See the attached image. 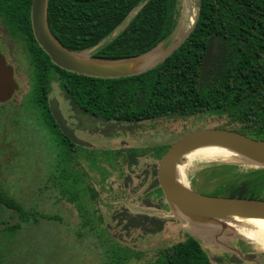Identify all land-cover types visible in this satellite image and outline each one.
I'll use <instances>...</instances> for the list:
<instances>
[{
    "label": "rangeland",
    "instance_id": "374dc122",
    "mask_svg": "<svg viewBox=\"0 0 264 264\" xmlns=\"http://www.w3.org/2000/svg\"><path fill=\"white\" fill-rule=\"evenodd\" d=\"M198 3L178 0L174 30L154 50L158 58L152 66L188 36ZM18 86L12 101L0 107V188L25 210L57 220L39 219L38 223L23 225L9 241L0 232V264H149L161 251L187 237L199 241L212 264H244V259L264 264V246L247 236L227 230L217 237L219 230L196 227L175 217L153 187L156 160L152 152L131 167L122 156L111 161L104 154L106 150L170 145L203 128L230 129L225 118L202 113L186 120L162 118L128 130H108L106 138L96 135L93 142L95 163L81 152L70 162L30 108L31 82L22 78ZM53 96H59L57 90ZM245 170L246 166L227 159L199 158L188 163L183 172L194 191L215 196L223 190L220 195L229 197L227 191L238 184ZM143 217L162 220L163 231L145 235L137 226ZM129 218H133L131 224ZM17 221L11 211L0 209V230Z\"/></svg>",
    "mask_w": 264,
    "mask_h": 264
},
{
    "label": "trees",
    "instance_id": "16d2710c",
    "mask_svg": "<svg viewBox=\"0 0 264 264\" xmlns=\"http://www.w3.org/2000/svg\"><path fill=\"white\" fill-rule=\"evenodd\" d=\"M30 5L31 0H0V16L14 33H22L33 42ZM178 6V0H49L47 23L67 50H94V59L117 61L144 54L165 41L177 22ZM215 37L222 48L219 65L212 66L200 79L203 57ZM51 67L53 72L36 68L33 103L56 145L63 146L67 161L72 162L74 156L67 146L70 142L60 140L65 138L46 103L50 75L58 76L61 89L75 103L83 107L91 103L90 111L109 121L124 123L166 116L188 119L208 113L225 118L230 130L264 141V0H199L197 20L185 41L156 67L138 76L92 79ZM141 94L144 96L139 104ZM164 149L156 148V156ZM136 154L135 150L128 151L130 157ZM120 155L115 152L106 156L115 159ZM238 178V184L227 191L229 197L264 201V169L246 168ZM153 187L162 195L156 183ZM222 193L219 190L215 196ZM0 209L11 211L18 220L0 230L7 241L23 225L38 223L39 219L57 220L25 210L1 188ZM141 220L137 226L145 235L163 231L162 220ZM127 222L131 224L133 218ZM149 264H210V258L197 240L187 237L161 251Z\"/></svg>",
    "mask_w": 264,
    "mask_h": 264
},
{
    "label": "water",
    "instance_id": "95a60500",
    "mask_svg": "<svg viewBox=\"0 0 264 264\" xmlns=\"http://www.w3.org/2000/svg\"><path fill=\"white\" fill-rule=\"evenodd\" d=\"M48 1L31 0L30 24L38 46L57 68L77 76L92 79H123L146 73L160 64L185 41L197 20L196 17L191 24L188 36L169 55L153 66L151 64L155 61L149 63L147 57L153 54L161 43L139 56L124 60L106 61L94 59L88 56L87 52L75 53L67 50L57 41L50 32L47 23ZM220 53L218 38L215 37L210 41L203 57L200 79L205 77L214 58L217 59ZM17 90L18 86L13 79L12 69L6 65L0 55V105L9 102ZM49 110L56 126L64 137L74 145L89 147L88 144L78 140L73 131L66 126L55 100L50 101ZM121 125L120 122L111 123L109 121H103L101 124L104 128L111 129L118 128ZM202 148L227 149L245 160L240 165L250 169H264V141L255 140L226 128H203L189 132L165 147L157 157L154 166L155 183L169 211L175 217H181L196 227L219 230L217 237H222L227 230L235 233L228 224L235 223L236 220L264 221L263 200L203 195L191 189L185 181L184 172L182 173L183 182L176 177L180 159L184 155ZM197 242L199 243L198 240ZM225 249L240 255L234 249L228 247Z\"/></svg>",
    "mask_w": 264,
    "mask_h": 264
},
{
    "label": "flooded vegetation",
    "instance_id": "af4514ba",
    "mask_svg": "<svg viewBox=\"0 0 264 264\" xmlns=\"http://www.w3.org/2000/svg\"><path fill=\"white\" fill-rule=\"evenodd\" d=\"M30 26H31V24H30ZM32 38H33V42L30 41L29 39H27V37L24 36L22 33H14L11 30L10 25L7 22V20L0 16V55L4 59L6 65L12 69L13 79H14L15 83L17 84V86H18V80H20L22 78L27 79L28 81L31 82V88L29 91V93H30V100H29L30 108L35 111V113L37 114V120L40 121V123L44 127L45 131L48 132L49 130L44 125L43 120H42V113H41L40 109L33 103V98H34V93H35V90L37 87L36 68H43V69H46V70L53 72L52 67H51V65H53V64L51 63L49 57L38 46V44H37V42L33 36V33H32ZM30 45H36L38 48L32 47ZM218 49L221 50V53H222V48H221L219 40H218ZM42 53L46 55L48 62H47V59L42 55ZM221 53L217 59L214 58L213 63L211 64V67L219 65V60H220L219 58L221 56ZM48 84H49V92L46 96V103H47L48 110H49L50 101L55 100L57 102L58 108H59V110H60V112H61V114H62V116L66 122V126L73 131L75 137L78 140L82 141L83 143L88 144L89 147L77 146V145L72 144L66 137H64L60 133L58 127L56 126L59 133L62 135V137L65 138V139L60 138V140L62 142H66V140H68L70 142L69 144H67V146L69 147L68 149H70L73 152V155H74L73 160L76 158L77 154L81 152V153H84L88 157L90 162L95 163V160L93 159V155L95 154L94 152H96V151L93 148V142L95 140L96 135H99V136L106 138L104 135L108 132V130L109 131L112 130L111 128H104L103 126H101L103 121H109V120L102 118V117H99V116H96L93 112H91L90 111V109L92 107L91 103H89L86 106L87 107L86 108L85 106L83 107V106L75 103L72 99H70V97L61 89L59 82H58V76L50 75L49 80H48ZM55 90H57L59 93V96H57V97L53 96V93ZM18 91H19V86H18V90L15 92V94ZM15 94H14V96H15ZM141 95L138 97V103L139 104L142 102L143 96H144V95H142V96ZM14 96H13V98H14ZM12 99L5 104H1L0 107H4L5 105L9 104L12 101ZM49 113H50V110H49ZM50 115H51V113H50ZM172 117H178V116L155 117V118H151L148 120H140V121L124 122V123L120 122L122 125L118 128L113 129V130L120 131V129H123V128L128 130L129 127H132V126H138L140 124L147 123L150 121H154V120H158V119H162V118H172ZM178 118H180V117H178ZM181 119H183V118H181ZM184 120H186V119H184ZM109 122L119 123V122H114V121H109ZM124 135L129 136L127 132H124ZM71 144L74 147H71ZM167 146L168 145L151 146V147H148L146 149L130 148L129 150H126V151H117V152L121 153L120 156L124 157V160L126 161L127 165L131 167V166L136 165L138 162V159L141 157H144V154L148 153V151L152 152V155L154 156L155 160H157V156H156L157 152L155 151V149L159 148V147L163 148V147H167ZM58 147L61 148V150L63 152V146L61 145ZM130 150H135L137 152V154H136L137 157H135V158L130 157L128 155V151H130ZM138 151L145 152V153H139ZM104 152H105L104 154L115 153L111 150H106ZM115 159H113V160L109 159V160L115 161ZM153 172H154V170H153ZM153 178H154V173H153ZM154 184H155V178L153 181V185ZM156 190H155V192H156ZM233 257H234V259L236 258L235 256H233ZM214 263L219 264L220 261L219 262L215 261ZM230 263L235 264V262H230ZM243 263L244 264H252V263L255 264V261H253L251 259L250 260L244 259ZM210 264H212L211 260H210Z\"/></svg>",
    "mask_w": 264,
    "mask_h": 264
},
{
    "label": "bare ground",
    "instance_id": "6f19581e",
    "mask_svg": "<svg viewBox=\"0 0 264 264\" xmlns=\"http://www.w3.org/2000/svg\"><path fill=\"white\" fill-rule=\"evenodd\" d=\"M184 9V8H183ZM185 18V17H184ZM193 20L190 21L192 23ZM158 58L157 53H153L147 57V60L149 63H152L155 61L154 59ZM227 159L234 163L242 164L245 162V160L239 156L238 154L231 152L227 149H221V148H202L197 149L195 151H192L186 155H184L180 159V165L178 169V174L176 177L180 181H184L183 179V171L185 166L190 163L191 161L195 159ZM186 181V180H185ZM233 231L236 233L241 232H249L246 234H240L247 236L250 238L253 242H255L257 245L264 246V221L260 220H236L235 223H229L228 224ZM241 246V245H240ZM242 247V246H241Z\"/></svg>",
    "mask_w": 264,
    "mask_h": 264
}]
</instances>
